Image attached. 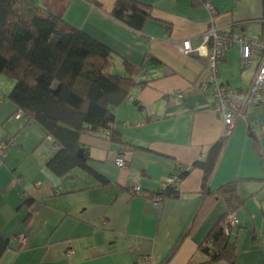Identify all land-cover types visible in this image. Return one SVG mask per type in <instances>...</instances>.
Returning a JSON list of instances; mask_svg holds the SVG:
<instances>
[{"label":"crops","instance_id":"0c3cea01","mask_svg":"<svg viewBox=\"0 0 264 264\" xmlns=\"http://www.w3.org/2000/svg\"><path fill=\"white\" fill-rule=\"evenodd\" d=\"M116 1L35 0L108 47L114 53L111 73L140 84L114 112L118 144L106 131L81 138L89 170L65 177L50 170L60 147L39 124L16 118L19 110L10 100L15 83L0 77V144L9 137L17 141L0 165V234L9 241L0 264H201L208 259L200 246H206L227 208L222 199L211 201L190 232L204 200L203 172L190 169L206 160L226 127L212 92L197 89L209 75L203 37L214 26L264 39V0H133L152 11L142 33L109 16ZM207 4L214 8L213 22ZM185 41L192 52L184 49ZM240 62L235 45L219 80L243 97L256 67L242 69ZM179 91L184 98L175 97ZM228 140L209 191L236 183L246 206L239 213L235 264H264V106L244 108ZM119 157L126 160L123 169L116 165ZM188 170L176 196L154 205L164 184ZM138 185L140 194L134 192Z\"/></svg>","mask_w":264,"mask_h":264},{"label":"trees","instance_id":"16d2710c","mask_svg":"<svg viewBox=\"0 0 264 264\" xmlns=\"http://www.w3.org/2000/svg\"><path fill=\"white\" fill-rule=\"evenodd\" d=\"M94 4L103 10L97 2ZM108 14L135 33H142L153 17L149 6L133 0H117ZM113 61L114 53L108 47L42 10L35 0H0V77L15 83L11 102L29 121L42 126L60 147L48 163L59 177L79 168L89 170L86 154L84 158L78 155L84 135L106 131L113 142H120L114 112L140 84L111 73ZM228 141L223 137L205 161L190 169L202 170L204 192L190 232L207 215L211 201L222 199L227 208L208 234L206 246H200L201 250L211 249L207 261L201 264H235L238 255L241 225L228 235L222 224L229 214H239L246 202L235 182L209 191ZM190 170L183 172L182 178ZM176 194L175 189H167L164 198ZM8 248L9 241L0 234V259Z\"/></svg>","mask_w":264,"mask_h":264},{"label":"built area","instance_id":"2783aa9c","mask_svg":"<svg viewBox=\"0 0 264 264\" xmlns=\"http://www.w3.org/2000/svg\"><path fill=\"white\" fill-rule=\"evenodd\" d=\"M207 9L212 13L214 8L207 4ZM204 46L209 48V75L206 81L197 86L201 94L212 92L215 99V112L220 115L225 124L224 138H230L236 128L238 121L243 117V109L251 106H264V39H252L246 37L243 32H234L217 29L212 26L203 37ZM238 45L241 49L240 67L247 69L256 67V75L252 85L246 95L240 97L237 91L231 90L222 84L219 80L220 67L226 58L227 52ZM184 49L187 53L193 51L190 41L184 42ZM184 92H177L175 97L178 99L184 98ZM25 114L19 110L16 118H23ZM17 141L13 137L7 138L0 144V165L2 164L7 153L16 146ZM116 165L123 169L126 167L124 157H119L116 160ZM184 171H179L174 174L170 180L164 184L162 189L153 197L152 202L156 206H160L164 200V194L167 189L176 187L182 179ZM136 194L142 193V187H134ZM241 225L240 216L238 213H231L227 216L222 224L224 231L230 235L231 232ZM20 243H24L23 236L18 237ZM148 262L146 261V263Z\"/></svg>","mask_w":264,"mask_h":264},{"label":"water","instance_id":"95a60500","mask_svg":"<svg viewBox=\"0 0 264 264\" xmlns=\"http://www.w3.org/2000/svg\"><path fill=\"white\" fill-rule=\"evenodd\" d=\"M79 157H83V150H80L79 153H78ZM206 253L207 254H211V249L207 248L205 249Z\"/></svg>","mask_w":264,"mask_h":264},{"label":"rangeland","instance_id":"374dc122","mask_svg":"<svg viewBox=\"0 0 264 264\" xmlns=\"http://www.w3.org/2000/svg\"><path fill=\"white\" fill-rule=\"evenodd\" d=\"M171 189H175V187L174 188H171Z\"/></svg>","mask_w":264,"mask_h":264},{"label":"bare ground","instance_id":"6f19581e","mask_svg":"<svg viewBox=\"0 0 264 264\" xmlns=\"http://www.w3.org/2000/svg\"><path fill=\"white\" fill-rule=\"evenodd\" d=\"M110 134V133H109Z\"/></svg>","mask_w":264,"mask_h":264}]
</instances>
